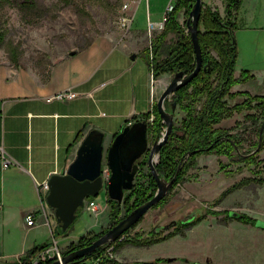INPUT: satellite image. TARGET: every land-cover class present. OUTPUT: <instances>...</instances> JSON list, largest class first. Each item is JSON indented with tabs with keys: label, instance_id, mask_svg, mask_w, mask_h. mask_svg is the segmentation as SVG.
Returning a JSON list of instances; mask_svg holds the SVG:
<instances>
[{
	"label": "rangeland",
	"instance_id": "374dc122",
	"mask_svg": "<svg viewBox=\"0 0 264 264\" xmlns=\"http://www.w3.org/2000/svg\"><path fill=\"white\" fill-rule=\"evenodd\" d=\"M22 1L16 0V5L0 9V27L7 30L5 42L0 44V66L33 71L45 79L50 69L71 56L72 51L85 50L103 37L113 35L127 40L129 31H148L149 34V22L162 20L170 0H141L130 30L120 23L125 0H75L70 5L63 0H36L37 7L28 13L20 10ZM222 1L212 0V5L215 8L222 6L224 12ZM236 40L242 67L264 69V0H243L237 16ZM10 41L19 52L17 64L10 57ZM250 90L254 94L262 93L264 84L254 82ZM181 116L177 109L175 122L180 121ZM153 144L154 140H150V145ZM214 161L209 157L202 161L205 167L191 170L188 180L168 194L166 203L149 210L142 221L130 229L127 238L143 241L151 237L155 228L183 219L194 210L196 215L201 214L204 208L230 210L264 220V183L255 179L264 177V150L259 154V161H262L259 164H229L231 160L226 158L221 161L228 166L222 169ZM145 170H149L148 165ZM243 178H250L251 182L220 199ZM107 195V190L102 189L96 197L103 207ZM106 208L97 215L80 208V216L70 226L67 238L62 237L58 242L60 251L63 253L61 248L70 240H77L74 241L77 243L82 236L109 227L110 207ZM64 232L61 234L65 235ZM168 232L164 231L165 234ZM174 236L166 242L120 246L111 259L127 264H264V228L225 214H208L185 233ZM52 245L57 248L55 241ZM93 258L81 264H90ZM157 258L166 260L155 262ZM169 258L173 260L168 261Z\"/></svg>",
	"mask_w": 264,
	"mask_h": 264
},
{
	"label": "crops",
	"instance_id": "0c3cea01",
	"mask_svg": "<svg viewBox=\"0 0 264 264\" xmlns=\"http://www.w3.org/2000/svg\"><path fill=\"white\" fill-rule=\"evenodd\" d=\"M204 1L215 8L212 0ZM219 9L223 14L222 6ZM186 19L182 11L179 20L184 23ZM128 33L127 40L108 35L65 57L45 79L33 71L0 66V146L14 161L7 168L0 165V261L20 260L34 246L53 244L67 236L61 234L55 208L46 199L49 190H43V184L53 174L67 171L90 131L104 132L108 149L124 127L145 118L172 80L171 73L154 78L144 51L151 41L148 31ZM176 39L177 35L170 33L158 56L167 57L168 47ZM243 69L249 68L242 67L238 58L236 75L240 76ZM249 70L255 78L236 84L233 92H251L254 82L264 84V69ZM70 89L77 91L78 96L49 99ZM243 99L239 95L229 102L234 105ZM179 111L182 118L185 113L178 106ZM238 120H243V114L236 113L220 126L231 128ZM209 157L217 165L229 159L226 155L204 154L199 157L200 168L206 166L202 161ZM107 206L106 201L102 210H107ZM30 214H34L33 224L27 220ZM74 241L77 240L68 241L61 250Z\"/></svg>",
	"mask_w": 264,
	"mask_h": 264
},
{
	"label": "trees",
	"instance_id": "16d2710c",
	"mask_svg": "<svg viewBox=\"0 0 264 264\" xmlns=\"http://www.w3.org/2000/svg\"><path fill=\"white\" fill-rule=\"evenodd\" d=\"M63 1L68 5L75 3V0ZM15 2L16 0H0V9H4L8 5H16ZM195 2L196 0H174L175 8L169 14L164 29L153 35L151 47L148 45L144 49L149 58L155 79L165 73L175 74L178 71L190 74L195 69L197 64L196 51L187 25V19ZM223 2L225 4V15L222 14L219 8H213L210 5L205 4L203 8L199 24V38L203 51L202 70L190 83L181 87L171 99L166 100L167 109L171 110L173 103L177 101L178 106L185 113L180 121L175 122L169 140L162 147L159 161L156 163V167L162 177L168 180L174 179V184L171 186L169 193L188 180L191 170L199 168V157L201 155H226L231 160L229 164L242 162L259 164L262 162L259 161V154L264 150V95L253 94L248 91H232L236 84L245 83L255 78V75L249 69H243L240 76L236 75L239 58V47L236 40L237 16L243 0H223ZM19 6L21 11L28 13L37 7V1L23 0ZM182 11L185 12L187 17L184 23L179 20V15ZM5 31L7 30L0 27V44L5 42L7 36ZM172 32L177 35V39L169 45L168 56L161 58L158 56L159 52L165 46L167 37ZM8 46L11 60L17 64L19 58L18 49L11 41ZM151 52H153V58L151 57ZM239 95L244 96V99L231 105L229 99H235ZM236 113L243 114V120L236 121V124L231 128L220 126L225 119L234 116ZM152 116H154V119L151 121ZM144 119L149 121L151 140H155L158 135L165 131L166 124L159 113L157 102H155L153 109ZM260 143V149L255 151ZM148 157L149 153L145 154L141 159L136 186L126 191L122 202L111 199L108 196L107 202L110 207L111 225L99 233L82 236L77 243L73 242L67 246L63 254H69L92 244L126 215L155 195L158 189L157 180L150 168L145 170L148 165ZM220 166L225 169L228 165L220 161ZM255 179L259 183H264V177ZM250 182V178H243L223 193L220 199ZM89 198L93 199L96 197L90 196ZM167 199L168 195L153 208L166 203ZM80 211L81 209L78 211V217L80 216ZM202 211L201 214L195 215L191 220L183 221L182 219H177L162 228H155L150 233L151 237L143 241L127 238V234L130 232L129 229L120 239L100 246L88 256V259L104 251L108 246H114L115 251L120 246L129 243L152 244L165 241L176 234L185 233L186 229L205 219L208 214L217 216L225 214L227 217H234L245 223L252 224H256L258 220L247 214L233 216L230 210L204 208ZM69 229L64 233L67 234ZM165 230L169 232L165 234ZM51 246V243L36 245L28 251V255L24 258L14 262L0 261V264H30L40 252ZM164 260L166 259L157 258L155 262ZM171 260L173 259H168V261ZM52 262L50 260L39 264H51ZM106 262L127 264L111 258L104 259L99 264ZM81 263L83 262L74 261L70 264ZM151 263L148 262L147 264Z\"/></svg>",
	"mask_w": 264,
	"mask_h": 264
},
{
	"label": "water",
	"instance_id": "95a60500",
	"mask_svg": "<svg viewBox=\"0 0 264 264\" xmlns=\"http://www.w3.org/2000/svg\"><path fill=\"white\" fill-rule=\"evenodd\" d=\"M203 8L204 0H196L187 19L188 29L191 32L196 51V67L190 74H186L184 71L176 72L157 101L159 113L166 124L165 131L156 137L151 146L149 121L148 119H141L124 127L115 136L108 149L104 145L105 133L98 129L90 131L80 145L77 157L67 171L63 174L55 173L47 181L49 192L46 199L48 204L55 208L61 229L66 231L77 219L79 209L85 208L86 200L90 196L97 197L102 189L107 190L111 199L122 202L126 191L136 186L137 176L140 172V161L147 153H149L148 166L158 183L157 192L150 200L135 208L92 244L69 254H64L62 259H56L51 264L87 261L88 256L100 246L120 239L127 230L137 224L149 210L169 194L174 179L168 180L162 177L156 167L162 147L168 142L174 129L178 106V102L175 101L169 110L166 107V100L175 95L181 87L190 83L203 68V51L199 38V24ZM75 53L76 50L72 51L71 54ZM260 147L261 143L255 151L259 150ZM104 162L109 165L112 172L109 182L105 185L102 176ZM231 214L239 216L240 213L232 211ZM195 215L196 210L182 220H191ZM256 226L264 228V220L258 219Z\"/></svg>",
	"mask_w": 264,
	"mask_h": 264
},
{
	"label": "built area",
	"instance_id": "2783aa9c",
	"mask_svg": "<svg viewBox=\"0 0 264 264\" xmlns=\"http://www.w3.org/2000/svg\"><path fill=\"white\" fill-rule=\"evenodd\" d=\"M141 0H125V2L122 5V16L120 17V23L121 25L130 30L132 28V25L134 23V19H135V13L136 10L140 4ZM175 8V4H174V0H170L169 4L167 5L166 8V12L162 18L161 21L159 22H149V34L150 37H152L154 35V33L156 32V30H163L165 27V23L169 17V14L174 10ZM150 47H151V41H150ZM151 57L153 58V52H151ZM78 96V92L70 89L61 93H57L55 95H52L51 97H49L50 100L56 99V98H68V99H73L75 97ZM154 119V116L151 117V121ZM13 159L11 158V156L9 155V153L6 151V149L4 148V146H0V165L2 166V168H7L9 167L11 164H13ZM111 169L109 167V165L107 163H103L102 166V176H103V180H104V185L107 184L109 182V178L111 176ZM43 190L47 191L48 190V185L47 183L43 184ZM41 192V197H42V191L40 189ZM44 197H46V195H44ZM2 208V205L0 204V209ZM85 209L92 214H98L100 213V211L103 209L101 203L96 199H90L88 198L86 200V205H85ZM28 223L29 224H33L34 221V214H30L27 217ZM56 242V246L57 248L54 249V246L52 245L50 248L40 252L33 260L30 264H39L41 262H46V261H54L56 259H62V252L60 251V248L58 247V241L55 240ZM114 246H108L104 251L100 252L99 254L96 255V257H94L93 261L90 262V264H98L100 261L107 259V258H111L112 256H114Z\"/></svg>",
	"mask_w": 264,
	"mask_h": 264
},
{
	"label": "flooded vegetation",
	"instance_id": "af4514ba",
	"mask_svg": "<svg viewBox=\"0 0 264 264\" xmlns=\"http://www.w3.org/2000/svg\"><path fill=\"white\" fill-rule=\"evenodd\" d=\"M208 264V263H207Z\"/></svg>",
	"mask_w": 264,
	"mask_h": 264
}]
</instances>
